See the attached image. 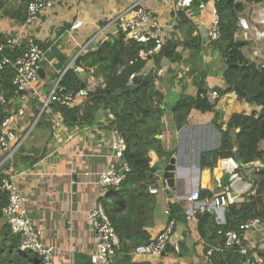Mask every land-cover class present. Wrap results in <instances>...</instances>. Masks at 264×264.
<instances>
[{"label":"crops","instance_id":"0c3cea01","mask_svg":"<svg viewBox=\"0 0 264 264\" xmlns=\"http://www.w3.org/2000/svg\"><path fill=\"white\" fill-rule=\"evenodd\" d=\"M28 1L0 0V33L17 39L21 51L33 43L43 50L40 63L43 77H40L36 85L38 96L29 93L26 115L17 120L14 128L17 135L29 128L40 113L39 104L48 96L67 67L82 54L81 48L86 44L94 48L95 40H99V43L102 38L111 36L115 28L110 21L139 0H52L53 7L50 10L36 23L24 26ZM213 1L203 4L204 9L198 7L197 13H194L193 7L177 10L175 0L143 1L142 7L151 12L161 24L163 43L177 42L174 55L180 56L178 62H173L174 56L172 59L162 56L159 60L158 69L163 74L156 84L164 90L163 105L166 108L161 119L163 137L160 140L164 150L176 160V173L172 188H166V182L156 175L158 193L155 194L154 226L148 229L150 238H155L167 224L170 203L182 206L185 219L175 224L172 234L175 243L171 244L166 254L160 257L132 255L136 264H211L206 256L208 242L200 235L198 218H187L197 204H190L187 199L199 190L211 196L220 193L223 190L222 177L227 162L222 160L214 169L201 170L197 166V158L201 153L213 151L219 146V133L212 126L216 120L215 111L219 112L220 121L226 123L232 113L250 114L259 110L239 101L234 93H229L219 97L212 112L203 113L192 109L185 125L181 129L175 126L169 108L182 96L196 98L199 90L197 84H202L203 90L226 88L223 79L224 59L207 39L212 22ZM236 1L244 6L238 18L236 34L237 39L247 42L243 54L250 61L264 62V0L260 4L251 5L244 0ZM180 11L196 28L199 44L196 51L184 44V26L178 17ZM75 22H81V26L71 32V25ZM242 22L246 24L245 29ZM245 31L247 38L243 36ZM155 69L154 59H149L142 73L147 74ZM80 78L82 81L87 80L85 89L88 92H94L102 85L101 80L85 74L84 70ZM172 96H175L174 102L169 99ZM83 101L78 100L77 105ZM10 104V110H17L21 105L16 99L11 100ZM36 110L39 112L35 116ZM45 112L50 127L45 125L35 128V135L41 141L37 145L41 146L28 142L29 146L25 147L35 150L45 148L46 153L31 167L14 171L11 179L23 198L28 218L41 229L43 242L53 248V263L92 264L95 245L88 214L106 194L97 183L98 175L111 165L119 168L121 164L112 154V130L107 127V114L104 112L98 113L94 124L74 128L66 127L60 115L52 113L49 108ZM44 135L46 138L40 139ZM263 146L264 141L260 143V149ZM151 159L152 165L158 166V171L168 164L164 159L158 160L154 154H151ZM246 198L243 197L241 202ZM224 211L216 209L209 211V214L214 217L216 224L222 225L225 222ZM3 224L4 221L0 220V230ZM244 244L254 254L257 250H264V225L244 233ZM174 246L178 247V252L173 250ZM3 257L4 253L0 259ZM0 264L3 263L0 261Z\"/></svg>","mask_w":264,"mask_h":264},{"label":"trees","instance_id":"16d2710c","mask_svg":"<svg viewBox=\"0 0 264 264\" xmlns=\"http://www.w3.org/2000/svg\"><path fill=\"white\" fill-rule=\"evenodd\" d=\"M208 1L210 0H193L194 13H197L201 4ZM214 8L219 20L220 38L212 45L224 59L225 65L223 79L226 88L217 90L219 96L234 93L239 101H244L250 107H257L259 110L250 114L232 113L226 123L222 120L213 121L212 126L220 136L219 146L213 151L200 154L201 170L214 169L222 160L231 159L241 165L258 160L261 156L260 143L264 141V69L244 56L243 49L247 42L236 38L238 18L244 6L236 0H217ZM178 17L181 19L180 24L184 26L182 29L183 37L186 38L184 44L190 50L196 51L199 47L196 28L185 17L183 11L178 12ZM151 46L152 44L135 43L120 31L115 36H109L106 41L99 42L74 61V64L82 68L85 74L101 80L102 85L94 92H89L79 105L66 107L51 103L47 107L52 113L60 115L62 123L69 128L90 126L96 122L99 112L106 114L110 112L113 119L106 120L107 127L117 131L124 140L125 152L122 161L128 165L129 172L125 174L118 188L109 189L98 200L119 239L116 254L109 264H136L132 260L133 250L152 240L148 229L154 226L156 195L150 194L149 189H157L158 166L152 165L151 154H154L158 160L164 159L166 162L172 157L171 153L164 150L158 138L162 134L161 119L166 108L163 105L164 90L156 84L159 78L156 76V70L162 56L172 59L178 43L175 41L163 43L160 52L152 58L156 69L143 74L145 63L150 58L140 60L138 53ZM7 52L14 59L22 51L15 48ZM129 61L133 63L129 65ZM132 74H135L136 78L129 84L128 79ZM13 75L14 70L8 67L0 76V94H4L8 100L14 90L11 84ZM81 83V78L74 70L69 69L60 78L59 86L64 93L74 95L80 90ZM197 85L198 94L205 92L202 84ZM234 87H237L243 95L239 96L234 91ZM11 107V104H8L7 107L0 108V122L11 111ZM192 109L203 113L212 112L214 105L208 104L198 95L196 98L182 96L169 108L177 129L185 125ZM45 111L46 109L41 113L35 128L45 125L50 127L46 122ZM38 112L39 110H36L35 116ZM235 130L238 132L234 133ZM25 141L15 153L13 162H4L1 165L0 220H4L1 210L8 201V196L1 190V185L2 180L8 175L9 168L11 167L14 172L20 168L31 167L46 153L45 148L27 149L24 146ZM2 158L3 154L0 153V161ZM253 183L254 195L247 197L243 202L233 203L224 208V224H216L209 212L197 217L200 235L208 242L206 249L210 247L221 249L211 255V264H244L245 257L240 255L236 248L230 249L225 246V233L238 230L240 225L251 219L257 218L264 225L263 170L254 174ZM198 193L200 199L211 196L204 190H199ZM167 213L168 221L173 220L175 224L185 219L184 209L179 204L170 203ZM0 234L2 237L0 255L5 254V257L0 259L3 264H39L35 255L18 252V239L11 234L5 220ZM255 254L264 258V250H257Z\"/></svg>","mask_w":264,"mask_h":264},{"label":"built area","instance_id":"2783aa9c","mask_svg":"<svg viewBox=\"0 0 264 264\" xmlns=\"http://www.w3.org/2000/svg\"><path fill=\"white\" fill-rule=\"evenodd\" d=\"M145 0H139L129 9L120 13L110 21V24L117 25V28L112 35H117L120 31L127 35V38L138 44H152L151 47H146L139 51L138 59H152L158 54L163 46V41L160 36L162 27L161 24L153 17V14L142 7ZM217 0H214L215 3ZM193 0H175V8L177 10H188L192 8ZM53 7L52 0H29L26 6V18L24 26H30L36 23L41 16ZM204 9V5L199 6ZM218 16L215 8L212 10V22L207 34L209 44L217 41L220 38V30L218 26ZM243 28H246L244 22L241 23ZM81 26V22H75L71 25L70 31L73 32ZM101 33V32H100ZM244 38L248 37L247 31L243 34ZM108 37L102 38L100 42L106 41ZM17 39L12 36H3L0 33V76L11 67L14 70V75L11 84L14 87L11 98L8 100L4 94H0V108L7 107L11 100L20 101L21 105L17 110H11L8 115L0 122V153L3 158L0 161L1 165L4 162H13V157L22 143L26 140L32 127L35 126L40 116H36L29 128L21 135L15 132V125L19 118L26 115V102L29 93L38 96L36 85L40 81V63L43 59V50L38 44H30L25 48L20 55L12 59L9 52L18 48ZM91 50L89 44L81 48L80 53H86ZM81 55V54H80ZM254 62V61H253ZM133 61H129L131 65ZM260 68L264 69V62H255ZM71 69V64L63 72V74ZM163 74L161 69L156 70V76L160 77ZM136 78L135 74L129 76L128 83L131 84ZM60 79L54 84L48 96L41 101V113L47 109L49 104L57 103L61 106L74 107L78 104V100L84 99L89 93L86 89L79 90L76 94L64 93L59 86ZM199 98L205 100L210 105H215L219 99L217 90H205L198 94ZM107 119H113L112 114L107 112ZM162 135L158 138L162 139ZM111 150L113 157L120 160L119 168L111 165L98 175L97 183L106 192L111 188H118L125 178V174L129 172L128 165L122 161L125 152V143L122 136L115 130H112ZM261 156L258 160L244 165H237L231 159L225 164V173L230 175L229 183L223 186L220 193L200 199L198 191L193 192L187 199L190 204H197L187 218H195L209 211L216 209H224L228 205L241 202L243 197L252 196L255 193L253 176L259 170L264 171V146L260 149ZM122 172V173H121ZM12 168L8 170V175L2 180L1 190L8 196V201L5 207L1 210V215L5 223L10 229L13 236L18 239V252L31 253L35 255L39 264H54L53 263V248L45 244L42 240V231L37 228L27 216V210L24 206L23 198L18 192L15 184L12 182ZM166 188H169L166 184ZM150 194H157L156 188L149 189ZM88 224L91 228L93 241L95 245V253L92 258V264H109L116 254V249L119 246V239L110 223L109 218L104 212L100 204L90 210L88 214ZM259 219H251L239 226L238 230H233L225 233V246L227 248H236L237 252L245 257L244 264H264V258L249 251L244 244V233L257 230L262 226ZM175 222L169 220L163 230L153 238L149 243L137 246L132 255L137 256H152L160 257L165 252L166 246L169 243L170 237L173 234ZM173 250L178 252L177 246ZM221 251L217 247H210L207 250V259L210 262V257L214 252Z\"/></svg>","mask_w":264,"mask_h":264},{"label":"water","instance_id":"95a60500","mask_svg":"<svg viewBox=\"0 0 264 264\" xmlns=\"http://www.w3.org/2000/svg\"><path fill=\"white\" fill-rule=\"evenodd\" d=\"M244 2L246 4H260L261 0H244ZM178 59H180V56L178 54L174 55L173 57V62H178ZM71 69L74 70V72L76 73L77 76L81 77L83 74V69L77 67L74 63L71 64ZM40 77H43L42 75V70L39 71ZM87 83V80H83L82 83L80 84V90H84L85 89V84ZM235 92L238 93L239 96H242L243 93L237 88L234 87L233 88ZM38 116H40V113L38 114ZM214 117L217 121H220V114L218 111H215L214 113ZM197 166H199V157L197 158ZM122 173V172H121ZM175 173H176V160L175 158H171L168 162V164L162 168L161 170L157 171L156 175L163 179L166 184L169 187H173L174 186V177H175ZM229 178L230 175L225 173L222 177V185L225 187L228 185L229 183ZM172 243H175L174 238H172V236L170 237L169 243L166 246L165 252L163 253L166 254L171 246Z\"/></svg>","mask_w":264,"mask_h":264},{"label":"rangeland","instance_id":"374dc122","mask_svg":"<svg viewBox=\"0 0 264 264\" xmlns=\"http://www.w3.org/2000/svg\"><path fill=\"white\" fill-rule=\"evenodd\" d=\"M146 4V3H145ZM144 5V3H142V6ZM119 24H117V25H114V28L116 29L117 28V26H118ZM97 41H99V40H95L94 42V44H95V46L98 44V42ZM169 99L171 100V101H173L174 102V100H175V96H172V97H169ZM33 122V121H32ZM31 134L29 135V137H28V139L26 140V144L24 145V146H29V144H28V142L29 143H31V142H33V144H35V145H37V144H39L41 141L39 140V139H37L38 137H37V135H35V126L34 127H32V129H31ZM159 137V136H158ZM46 138V136L44 135L42 138H40V139H45ZM37 146H41V145H37ZM159 163V162H158ZM4 221V220H3Z\"/></svg>","mask_w":264,"mask_h":264}]
</instances>
